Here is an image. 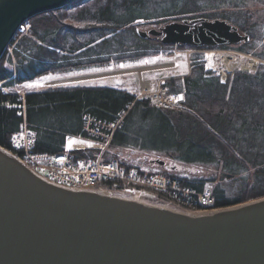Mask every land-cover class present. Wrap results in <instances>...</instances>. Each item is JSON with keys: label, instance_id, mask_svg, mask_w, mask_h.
<instances>
[{"label": "trees", "instance_id": "16d2710c", "mask_svg": "<svg viewBox=\"0 0 264 264\" xmlns=\"http://www.w3.org/2000/svg\"><path fill=\"white\" fill-rule=\"evenodd\" d=\"M150 1L79 0L30 18L27 32L16 34L9 45L11 51L0 59V83L10 87L47 75L138 61L158 49L173 47L156 38L140 39L135 33L138 20L172 16V21H178L182 17L175 16L185 15L190 9L188 5L182 6L183 9L177 5L170 10L163 7L152 11L150 7L155 9L154 4L164 5L168 0H158L152 6ZM172 3L171 0L170 6ZM69 10L77 11L67 17ZM159 23L168 22L159 20L154 24ZM249 42L239 44L237 49L254 54L248 48ZM254 56L264 61V52ZM161 86L167 88L181 109H159L147 100L136 99L125 89L112 86L54 87L27 91L23 97L0 89V146L11 150L10 136L25 125L34 133L33 152L59 154L64 151L67 137L83 136V117L89 115L112 122L123 113L111 148L130 149L134 144L139 150L155 151L153 155L162 154L175 163L172 171H177V163L220 165L221 176L216 179L205 178L201 173L184 176L174 175L171 170L162 173L177 179L181 187L198 193L215 181L211 208L264 197V64L258 65L252 74L237 72L228 82L220 84L213 73L205 70L203 61L194 56L189 75L165 79ZM137 111L144 115L136 117ZM73 154L75 158L93 157L92 151L79 150ZM104 159L116 157L106 152ZM120 165L125 169L137 167L127 162ZM237 177L244 180L241 188L227 196L219 182Z\"/></svg>", "mask_w": 264, "mask_h": 264}, {"label": "water", "instance_id": "95a60500", "mask_svg": "<svg viewBox=\"0 0 264 264\" xmlns=\"http://www.w3.org/2000/svg\"><path fill=\"white\" fill-rule=\"evenodd\" d=\"M77 1L0 0V59L25 21ZM135 33L172 46L249 41L226 21L204 18ZM0 264H264V197L183 213L116 193L63 188L0 146Z\"/></svg>", "mask_w": 264, "mask_h": 264}, {"label": "rangeland", "instance_id": "374dc122", "mask_svg": "<svg viewBox=\"0 0 264 264\" xmlns=\"http://www.w3.org/2000/svg\"><path fill=\"white\" fill-rule=\"evenodd\" d=\"M157 1L158 0H151L149 4L152 6V3ZM170 1L171 0H168L164 5L163 2H157L154 4L156 8L153 9L150 7V9L152 11H160V8L164 7V10H170L173 7L176 8L177 5L179 6V9H181L182 6L188 5L190 9L188 13L182 16H175L178 18L182 17L179 18L178 21L182 19H190L192 16L203 17L209 20L223 19L229 22V24L237 26L239 30L249 36L250 42L248 48L250 51L254 54L264 52V0H172L173 3L171 6L169 4ZM76 11L77 10H69L66 14L67 17L75 15ZM159 20L169 22L172 21V16H163L148 21L138 20L139 25L137 29H141V31H148L153 28L156 29L163 25L160 23L158 25L154 24ZM27 30L28 28L25 27L21 32L26 33ZM239 46L240 45L217 48V50H191L173 46L166 49H158V52L138 61L113 62L103 67L75 70L58 75H47L36 78L29 83H23L20 85L12 84L10 87H5L4 84L0 83V89L6 92L11 91L12 93H15L16 96L18 95L19 97H22L25 92L31 90L40 91L47 88L76 85H101L122 88L137 95L136 91H138L140 85L149 84L154 88L161 86L162 81L165 79L181 78L185 74L189 75L190 63L194 56H198L203 62L205 61L206 69L217 75L221 70H226V68H229L232 73H234L236 70L240 69L242 64L247 63L250 58L255 59L258 65L264 64V61L254 56V54L238 50L237 47ZM10 51L11 46H9L7 52ZM221 51H232L237 53V55ZM208 55L211 56L208 58ZM225 63L230 64L225 66ZM135 113L136 117L144 115V113H139V111ZM132 146L133 147H130V149L127 148L124 150L109 147L107 152L109 155H114L119 163L127 162L140 169L146 168L148 172L154 171L163 173L166 169L172 171L171 165L168 164L170 159L166 158L167 156H162V154L153 155V152L155 151H142L139 150L141 148L138 145H136L137 147L134 144ZM153 158L163 159L168 165L166 164L167 166L164 168L158 167L156 164H148V160ZM177 165L179 166L177 167V171H172L174 175L184 176L201 173L205 178L215 179L218 177L220 178L221 176L219 173V164L184 165L177 163ZM243 181L237 177L236 180L219 183L221 188L225 191L224 193H226L227 196H231L233 191L241 188ZM215 184L216 182L214 181L213 184L211 183L208 185L213 187ZM140 197L153 202H157L158 199V196L152 194H148L147 196L141 195Z\"/></svg>", "mask_w": 264, "mask_h": 264}, {"label": "built area", "instance_id": "2783aa9c", "mask_svg": "<svg viewBox=\"0 0 264 264\" xmlns=\"http://www.w3.org/2000/svg\"><path fill=\"white\" fill-rule=\"evenodd\" d=\"M27 27L24 24L21 31ZM234 53L232 51H221ZM211 53V52H210ZM237 55V53H234ZM240 54V53H239ZM208 55L207 57L209 58ZM246 62V61H245ZM230 63H225L227 66ZM256 60L250 58L244 64L249 70L256 68ZM226 68L221 70V78L224 79L232 71ZM139 97L148 100L157 108L179 109L180 106L172 101L165 88L142 85L139 89ZM123 113L112 122L85 116L82 119V132L85 141L83 144L67 143L65 151L59 154L46 152H33L35 143L34 134L22 125L17 132L10 137L11 145L16 151L20 161L25 163L33 171L41 174L47 181L54 184L81 190L120 191L135 197L152 194L165 204L182 211H195L201 208L211 207L213 200L210 195V187L203 193L194 189L181 187L178 181L166 178L163 175H142L137 170L123 171L116 160H103L111 139L122 125ZM77 139L70 138L69 141ZM88 149L93 151V157L89 159H75L72 151L75 149Z\"/></svg>", "mask_w": 264, "mask_h": 264}, {"label": "bare ground", "instance_id": "6f19581e", "mask_svg": "<svg viewBox=\"0 0 264 264\" xmlns=\"http://www.w3.org/2000/svg\"><path fill=\"white\" fill-rule=\"evenodd\" d=\"M113 138V137H112ZM86 159H89V158H86ZM111 160H115V159H111ZM96 190V189H95ZM95 190H89V191H95ZM96 191H98V192H106L107 191V189H102V190H96Z\"/></svg>", "mask_w": 264, "mask_h": 264}, {"label": "flooded vegetation", "instance_id": "af4514ba", "mask_svg": "<svg viewBox=\"0 0 264 264\" xmlns=\"http://www.w3.org/2000/svg\"><path fill=\"white\" fill-rule=\"evenodd\" d=\"M232 26L236 27V29H237V31H238V34H240V35H244V33H243L241 30H239V28H238L237 26H235V25H233V24H232Z\"/></svg>", "mask_w": 264, "mask_h": 264}, {"label": "crops", "instance_id": "0c3cea01", "mask_svg": "<svg viewBox=\"0 0 264 264\" xmlns=\"http://www.w3.org/2000/svg\"><path fill=\"white\" fill-rule=\"evenodd\" d=\"M187 73H188V72H187ZM187 75H188V74L183 75V77H181L180 79L185 78ZM218 81H219V80H218ZM219 82H220V81H219ZM220 84H223V83L220 82Z\"/></svg>", "mask_w": 264, "mask_h": 264}]
</instances>
